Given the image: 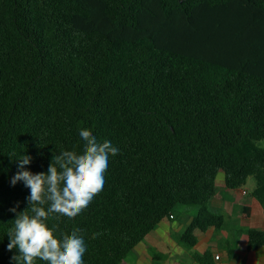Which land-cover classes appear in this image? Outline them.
Wrapping results in <instances>:
<instances>
[{"label":"trees","instance_id":"16d2710c","mask_svg":"<svg viewBox=\"0 0 264 264\" xmlns=\"http://www.w3.org/2000/svg\"><path fill=\"white\" fill-rule=\"evenodd\" d=\"M80 129L120 149L86 210L46 221L57 238L81 229L84 264H128L180 206L197 211L187 247L223 230L220 171L230 190L254 176L264 209V0H0V264H15L7 234L30 207L11 184L18 159L46 174L62 151L82 153ZM237 232L264 246V230Z\"/></svg>","mask_w":264,"mask_h":264},{"label":"clouds","instance_id":"9594fccd","mask_svg":"<svg viewBox=\"0 0 264 264\" xmlns=\"http://www.w3.org/2000/svg\"><path fill=\"white\" fill-rule=\"evenodd\" d=\"M79 136L84 142L82 153L62 151L53 157L46 174L24 170L31 163L30 156L18 159L19 170L11 184L23 181L30 189L26 198L30 207L17 214L7 234L8 251L19 252L12 257L15 264H36L37 259L47 264H84L87 246L81 229L74 228L70 235L61 233L57 238L56 226L49 227L46 221L54 214L74 219L86 210L103 190L109 156L118 155L120 149L107 140L98 142L87 129H80ZM10 211L15 213L16 208Z\"/></svg>","mask_w":264,"mask_h":264},{"label":"crops","instance_id":"0c3cea01","mask_svg":"<svg viewBox=\"0 0 264 264\" xmlns=\"http://www.w3.org/2000/svg\"><path fill=\"white\" fill-rule=\"evenodd\" d=\"M231 192L237 193L239 195H241L240 193L245 194V190L242 188L234 189ZM234 197H235L234 195H230L231 199ZM240 203H242L239 209L241 218L244 219L245 221L249 220L251 224L250 226L233 225L232 228L236 229L234 230V233L237 236L236 238L232 239L233 241L231 240L230 242L227 243L228 248L226 253H223L220 249H216L219 246V243H217L218 238L217 236H215L214 230L213 231L209 230L206 233H203L201 231H196V234L199 237V243L194 248H197L198 251L200 250L202 254L207 250H212V248L215 249V251L214 250L212 251L214 252L216 257L219 256V259H221L222 256L224 257L223 261L218 259V264H237L236 261L240 257L238 253L241 250V244L238 246V243L236 241L238 236H240V234L237 232L238 229L253 227L260 230H264V222L255 223L254 220L255 216L259 214L261 215V217H263V221H264V209L260 204V202L258 201V199L254 195H252V197L248 199L242 197ZM251 203H255L256 206H251L252 205ZM212 206L215 209L218 210L222 209L226 211L230 215V218L233 215L234 208L232 207V202L225 200L222 194L220 195L218 194L216 197H214V199L212 200ZM245 207L251 208V212L249 216H247V214L244 212ZM257 207L261 208V211L258 213L256 212ZM176 211H175V216L173 218H168L162 221L159 224L158 228L154 231V233L151 234L145 241L141 242L135 248V250L130 255L129 260L131 263L181 264L183 258L191 257L192 260H188L187 262L188 264H194V258H193L194 254H192L191 251L188 248H186L182 242H179L178 240L179 238L177 236L179 231L185 229V227H187L192 220L191 221L187 220L186 222H182L181 220H179L178 222H176L177 219ZM244 216H246L247 218H244ZM187 217H191V216H187ZM221 234H223V232H221ZM213 239H217L216 242ZM241 240L245 242V246H246L248 236L246 234H243ZM230 247L231 248L236 247L235 253L232 257H229L228 255V250ZM197 250L196 253H198ZM241 251H244L243 253H241V255H243V258L245 260L247 259V264H264V246L252 251L248 250L246 247V250H241ZM129 260H128V264H129Z\"/></svg>","mask_w":264,"mask_h":264},{"label":"rangeland","instance_id":"374dc122","mask_svg":"<svg viewBox=\"0 0 264 264\" xmlns=\"http://www.w3.org/2000/svg\"><path fill=\"white\" fill-rule=\"evenodd\" d=\"M216 183H217L219 195L222 194V196H223V198L225 200L231 201L232 202V207L234 208V212H233V215H232L231 218H230V215L226 211H224L222 209L218 210V209L213 208L216 212H218L220 214H223L226 217V226H225V228L223 230H221V231H214L215 236H217V238H218V242L217 243H219V246L216 249H220L223 253H226L227 248H228V244L227 243L230 242L233 238H236V236H237L234 233V230H236V229L232 228L233 225L250 226V224H251V222H249V220L245 221L244 219L241 218V215L239 213V209H240V205L242 203H240V200H242V197H244L245 199H248V198L252 197L253 192L256 189L258 183H257V180H256V178L254 176H250L248 178V181H247L246 185L242 188V189L245 190V194H242V193L239 192L241 195L231 192L232 190H229L226 187L225 175H224L223 171H220L218 173ZM230 195H234L235 197L231 199ZM251 204H252L251 206H256L255 203H251ZM211 206H212V203H211ZM260 211H261V208L257 207L256 208V212L258 213ZM196 212L197 211H196L195 207L180 206L178 208V210L176 211V215H177L176 222H178L179 220H181L182 222H186L187 220L191 221L192 218L194 217V215L196 214ZM243 215H244V213H243ZM187 216H191V217H187ZM244 218H247V217L244 216ZM254 220H255V223L264 222L263 221V217H261V215H259V214L255 216ZM187 227H185V229H182L181 231H179V233L177 235L178 238H179V239L177 238L179 240V242H180V237L182 236V234L184 233V231L186 230ZM221 232H223V234H221ZM241 239H242V236H238V238L236 240L237 243H238V246L241 244V250H246L245 242L243 240H241ZM213 240L216 242L217 239H213ZM183 245L186 248H188L191 251L192 254L196 253L197 248L187 247L184 243H183ZM212 250L215 251V249H213V248H212ZM241 250L238 253L239 256H240L239 257L240 259L238 258L236 262H237V264H247V259L245 260L243 258V255H241V253H243L244 251H241ZM198 253L202 254V252L200 250L198 251ZM129 259H130V257H128L127 261ZM188 260H192V258L191 257L183 258L182 261H181V264H188V262H187ZM219 260L223 261L224 257L222 256V258L219 259ZM129 264H133V263H131L130 260H129ZM142 264H146V263H142Z\"/></svg>","mask_w":264,"mask_h":264},{"label":"built area","instance_id":"2783aa9c","mask_svg":"<svg viewBox=\"0 0 264 264\" xmlns=\"http://www.w3.org/2000/svg\"><path fill=\"white\" fill-rule=\"evenodd\" d=\"M218 258H219V256H218Z\"/></svg>","mask_w":264,"mask_h":264}]
</instances>
